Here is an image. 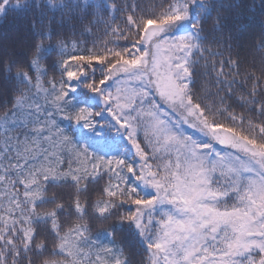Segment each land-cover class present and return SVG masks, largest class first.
Listing matches in <instances>:
<instances>
[{
	"label": "snow or ice",
	"instance_id": "1",
	"mask_svg": "<svg viewBox=\"0 0 264 264\" xmlns=\"http://www.w3.org/2000/svg\"><path fill=\"white\" fill-rule=\"evenodd\" d=\"M10 10L0 264H264V0Z\"/></svg>",
	"mask_w": 264,
	"mask_h": 264
},
{
	"label": "trees",
	"instance_id": "2",
	"mask_svg": "<svg viewBox=\"0 0 264 264\" xmlns=\"http://www.w3.org/2000/svg\"><path fill=\"white\" fill-rule=\"evenodd\" d=\"M227 2V0H225ZM252 0H242V4L251 3ZM258 4L259 0H255ZM17 13L10 10L8 15L4 18L3 23H0V45L23 47L25 40V31L21 21L17 17ZM252 15V14H249ZM264 17H260L258 13L255 15V19L249 24V27L245 33L246 41L249 42L250 47L253 48V52L257 61H259L261 52L256 48L259 43V36L262 31L260 21Z\"/></svg>",
	"mask_w": 264,
	"mask_h": 264
},
{
	"label": "rangeland",
	"instance_id": "3",
	"mask_svg": "<svg viewBox=\"0 0 264 264\" xmlns=\"http://www.w3.org/2000/svg\"><path fill=\"white\" fill-rule=\"evenodd\" d=\"M189 131L191 132L192 130H191V129H189Z\"/></svg>",
	"mask_w": 264,
	"mask_h": 264
}]
</instances>
